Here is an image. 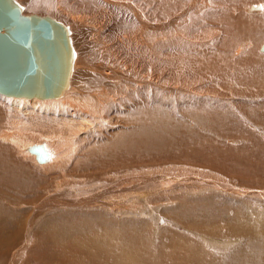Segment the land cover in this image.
I'll list each match as a JSON object with an SVG mask.
<instances>
[{
	"label": "rangeland",
	"instance_id": "obj_1",
	"mask_svg": "<svg viewBox=\"0 0 264 264\" xmlns=\"http://www.w3.org/2000/svg\"><path fill=\"white\" fill-rule=\"evenodd\" d=\"M19 1L23 3L25 12H38L43 14L46 12L63 22H65V17L61 14H56L58 4L63 6H59L60 8L71 11L74 14H86L87 18L84 23L91 22L99 25L104 18H108L109 21L104 24L105 26L103 25L104 31L99 30L98 32L100 43L109 49L107 51V49L101 48V51L105 55L104 62L99 60L100 57L98 55L100 56V53L94 51L88 54V56L84 55V58L88 59L85 64H88V67L96 64L109 66L108 63H111L115 56H123L121 53H118L119 41L117 39L123 33L127 32L126 30L128 29L124 28V26L127 27L126 24L128 22H124L122 28L119 25V21V24L115 25L117 11L114 10V12H111L108 7L109 3L106 0H66L64 4H60L58 0ZM178 1L180 7L174 13L167 16L166 19L154 18L153 20H146L147 23L152 20L150 22L151 24L148 23V31L150 30L149 32L153 35L152 38L155 35L157 38L158 36L160 38L163 34L165 36L166 34L167 36L168 34L170 35L168 38L166 36L168 41L166 40L161 45H156L160 48L156 49L155 52L160 49L162 50V55L171 56V58L179 55L184 56V60H181L183 63L180 62V59L178 62L175 61L176 64L178 63L177 65L172 62L168 63L169 67L157 64L156 68L158 69L154 72L155 76L153 77L165 82L164 86L166 87L148 86L151 88V92L149 88H147L149 90L147 91L143 89L145 86H140L142 88L138 90L137 96L131 94L125 98L128 101L125 102V107L114 104L112 112L110 111L109 115L107 114L108 117L102 120L103 122L99 120L100 127L95 125L94 122L97 123L98 120L96 119L97 117H94V122L91 125L92 130L90 129L86 134H80L78 143L76 141L71 142L77 145L74 144L71 148H67L66 145L62 147L57 146L62 149L61 151H65V153H61V157L67 163H61L62 160L58 159L57 161L59 163L57 165L67 164L65 167L66 180H62L61 170L59 167H56L57 170L54 173V175L58 176L55 185L56 189L51 188L49 190L51 193L47 190L36 199H32L29 196L30 191L40 190L43 183H46L45 180H41L44 174L41 169L34 168L35 173L32 174L25 172L24 168L23 173L20 175L9 176L7 180L4 179L5 181L3 178L0 180V190L3 191H0V212L2 209H7L6 207L2 208L3 205L5 206L6 201H4L3 196L6 193H9L11 203V208L8 207L6 215L2 218L0 217V264H60L58 261V257H60L58 249L60 247L56 244V238L53 235L56 237V233H69L72 225L81 223L74 221L73 216L77 213V218L82 219V214L80 213L89 209L87 206L81 204L82 197L93 199L94 203L92 204L98 205V207H92L91 210H88L90 215H92L91 213H97L96 215L114 223H135L137 221L143 224V221L145 222L147 220L148 223L146 224L151 225L152 223V227H150L153 231L156 228L159 231L175 229L203 244H205L203 237L196 234L193 235V232L188 231L187 227H191L189 229H196V226L203 225L212 229L214 226H228L231 219L226 218V214H221V211L229 209L232 202L243 203L245 201L254 207L256 206V209L264 210V185L258 181L259 179L253 182L256 185L248 182L255 175L264 180V51H261V46L264 41L259 43L258 52L252 49L254 48L255 41L261 38L264 33H257L256 28L259 26L254 24L255 22H247L246 29L243 27L241 32L240 28L233 27V25L229 24L227 26L230 32L229 41L236 40L235 34L240 33L237 36L239 39L238 42L240 44L242 42L241 45H244V49L237 56L235 54L233 55V53L228 56L230 52H225L227 53L225 61H229V63L226 67H223V63L220 64L217 55L213 57L212 53L214 52L212 50L217 45L221 46L223 39L227 38L228 34L225 36L226 34L223 29H219L218 34L213 35V38V31L210 32V29L199 31L195 28L196 25L193 26L191 24L192 20L195 21L197 18L208 13L209 17L204 18L202 24L206 25L214 21L220 28H223L224 25L220 23L221 21L223 22L222 16L219 18L221 21L218 22L215 21V18L218 17L211 14L213 8H218L209 7V9L204 8L200 13L193 12L191 19L188 16L191 15L194 9L186 11L187 19L183 13L185 12L184 10H187L186 8L188 10L191 9L189 3L192 5L194 1L193 6L195 5L194 7H196L202 0ZM212 1L215 0H211V3L215 4ZM219 1L215 2L219 3ZM262 1L252 0L250 3H254L253 5L260 4L263 10L264 2ZM235 2L239 3L241 0H235ZM157 3L159 4L155 0L154 5H151L154 8L156 6L159 7L153 10H156L154 17L158 13L162 14L168 6L167 1L159 6ZM96 4L100 6H96ZM91 7H95L98 10H95V8L92 9ZM180 9L181 11H179ZM41 10L43 11L41 12ZM169 11L166 10V13H169ZM252 12L264 15V10L261 12L255 10ZM89 14L90 16H88ZM184 18L186 22H184ZM164 20H167L165 24L159 26ZM180 22L184 23L181 24ZM152 26L156 27L152 29ZM247 30L248 32L245 35L241 34ZM177 32H182L184 36L187 35L186 38L183 36L185 38V45L176 41V35L181 37ZM161 33L162 35H160ZM172 34L173 36H171ZM198 36L200 37L198 38ZM195 38H198V40ZM170 39L175 41L173 42ZM195 40L197 43H195ZM189 41L190 43H188ZM219 51L221 52L222 50L219 49ZM111 55H113V59ZM231 64L232 66L233 64L235 65L233 67L234 69L231 68ZM172 65L174 67L170 68ZM158 70L159 73H157ZM212 77L214 78L212 79ZM171 87H177V91L172 92L170 89L173 88ZM192 88L196 89L194 94L189 90ZM84 101L87 103L89 101L91 102L90 99H84ZM26 117V115H21L20 112L10 107L0 95V130L6 128L11 130V132L13 131V134H25L24 136L27 137H25V143L26 141L28 142L26 145L30 143L28 146H33L35 144L34 140L36 141L42 133L47 134L55 131L56 133L61 132L64 134L65 132L61 131L62 129H59L60 124L56 123L61 122L60 119L54 122L56 118L54 117L53 120V116L50 117L51 119L43 116L41 118L38 114ZM22 122L28 123L24 126ZM72 123L76 124V122ZM8 143L7 140L0 137L1 145H7ZM50 143L54 147L55 144L58 145L60 142L55 137ZM75 145L78 147L77 151H75L76 148L72 149ZM243 146H249L254 150L253 152H240ZM67 149L71 150L68 152ZM5 152H8L5 148L0 149V159L2 157L4 159L6 158L4 155L6 154L7 156L8 154ZM258 153L262 159L256 156ZM69 154H71L73 159L67 161V155ZM246 154L254 157L256 162L259 160L260 165H262L260 167L255 165L254 161L250 160ZM31 155L33 154L31 153ZM5 161L7 160L5 159L3 161L6 164L7 162ZM35 163L41 165L37 160H35ZM30 167L33 168V166ZM16 169L19 170L17 167ZM145 177L146 179L143 180ZM131 178H134L132 180L133 182L124 183L126 180L130 181L129 179ZM2 180L4 181L3 183ZM121 182L122 184H120ZM60 183L64 184L63 187L66 186V190L63 192L59 190L62 186L58 188V185H61ZM118 183L122 187L120 189L121 191L117 188ZM133 183L138 185L133 187L131 186ZM103 186L106 189L104 188L103 190ZM86 187H89V191ZM91 187L94 190H92L93 192L91 191L92 193L90 192ZM67 188H70V191ZM110 188L112 192H115L112 196L102 195L105 190ZM124 188H129V191L127 189L122 191ZM130 189H134V191ZM58 191L61 192L57 193ZM77 193L79 195H76ZM126 193L127 195L125 196ZM60 196L64 197L58 199L60 200L58 202L56 198ZM177 197H182L186 203H193L194 199H198L199 203L208 199H211V201L209 205L205 206H188L186 208L184 205V208H182L178 203L179 201H177ZM21 198H26L25 201L27 202H24V199ZM168 198L170 199L167 200ZM73 200H77L79 204ZM110 200L113 202L116 200L120 205L125 203L122 207L115 206V208H111L109 207ZM47 202H50L51 205ZM61 202L62 206L60 204ZM64 202H71L72 204L65 205L63 204ZM118 202L117 204H119ZM6 205L8 206V203ZM133 206H136L137 209H134L135 207ZM56 209L60 211L57 212ZM47 210H49V213ZM43 214H47L46 218L44 217L42 220H39L37 217H42ZM152 230H150L149 239L147 238L148 242L152 239ZM106 232L113 234L115 232L116 237H119L121 233L118 232V228L114 232L112 229ZM229 238L227 237L226 239ZM214 245L217 247L209 246L208 248L216 252L217 255H224L230 254L233 250H238L242 243L240 241L235 243L229 241L226 245L223 243L220 244V242Z\"/></svg>",
	"mask_w": 264,
	"mask_h": 264
},
{
	"label": "bare ground",
	"instance_id": "obj_2",
	"mask_svg": "<svg viewBox=\"0 0 264 264\" xmlns=\"http://www.w3.org/2000/svg\"><path fill=\"white\" fill-rule=\"evenodd\" d=\"M65 1L66 0H61V1L58 0V2L60 4H64ZM106 1L109 3L108 7L110 8L111 12H114V10L117 11L116 22L114 23L115 25L119 24V22H120L119 25L122 28L124 25L123 23L126 21L128 22V24H126L127 27L124 26V28L128 29V30H126L127 32L123 33L121 35V37H118V39H117L119 41V44L117 43L118 44V51H119L118 53H121V55H123L122 57L118 56V57H120V58H118L117 56H115L114 60L111 63H108L109 66H106L104 64H102V65L96 64L94 66L88 67V64L87 65L85 64V63H87L86 61L88 59H85L84 55L88 56V54H91L94 51H97L100 53V56L98 55V57H100L99 60L103 61L105 59V55L101 51V48H104V49H107V48H105L104 45L102 43H100L98 32H99V30L104 31L103 30L104 26H105L104 24L107 23L109 20H108V18L103 17L104 20L102 22H100L99 25L98 24L96 25V24L91 23V22L90 23H84L85 19L87 18L86 14H79L78 15L76 13L74 14L71 11H66V10L60 8L63 6H60L57 3L58 5L56 7V14H61L62 16H64L65 17L64 18L65 23L70 26V29H71L70 34H71V38H72V43H73L74 49L76 51V57L74 60V65H73L72 73L70 76L69 86L65 89L64 93L61 96L49 97V98H39V97H35V96L34 97L14 96V95H8V94H4V93L0 92L1 97L6 101V103H8L10 105V107L15 109L16 111L20 112L21 115H26L28 117L31 115L38 114L39 117L41 116V118L43 116V117L49 118V119H51L50 117L53 116V120H54V117L56 118L54 120V122L59 121V119H60L61 122H56V123L60 124L59 129H62L61 131H65L64 134H62L61 132L56 133L55 131H53L52 133H47V134L42 133L41 136L38 135L39 137L36 141L34 140V143L35 144H43L44 148L48 152L47 158L45 160H40L37 157L36 153L31 151V149H30L31 146H28L30 143L28 145H26V143H28V142L26 141V143H25V140L27 138L26 136H24L25 134L24 135L23 134L22 135L21 134H13L12 133L13 131L11 132V130H8L6 128H3L2 130H0V137L4 140H7L9 143H11V144L8 143L7 145H1L0 144V149L5 148L8 151V152H5L8 155L7 156H6V154L4 155L6 157L5 159L7 160L5 162H7V163L5 164L3 162L5 160L3 157H2V159H0V180L2 178H3V180L4 179L7 180V177H9V176L20 175L21 173H23L24 168H25L24 169L25 172H29L32 174L35 173L34 168L41 169L44 172V174L42 175L43 179L41 177V180H45L46 183H43V186L41 187L40 190L30 191L29 196L32 199H36L39 196H41V194H43V192H45L47 190L49 191L51 188H55L56 179L58 177V176L54 175V173L57 170L56 167H59L61 170V175H62L61 177H63L62 180H66L65 167L67 166V164H61V165L59 164V166L57 165L59 163L57 161L58 159L62 160L61 163H67V162H65V160L62 159L63 157H61V153L62 152L65 153V151H61L62 149L60 147H59L60 148L59 149L57 146L62 147L63 145H66L67 148L73 147V145L76 143L73 144L71 142H73V141L77 142L80 134L82 135V134H86L89 132V130L92 127L91 125L94 122L93 121L94 117H97L96 119L98 120L97 123L94 122L95 125L99 126L100 125L99 120L101 122L102 120H105L106 117H108L110 111L112 112V108H113L114 104L115 105H121L122 107H125V102L127 101V100H125V98H127V96H129L131 94H134L135 96H137L138 90L140 88H142L140 86H145L143 89H146L147 91H149L151 89L148 86L166 87V86H164L165 82H163L159 78L153 77V76H155L154 72H156V69H158V68H156L157 64L160 66L166 65V67H169V65H168L169 62L176 64V62H178L179 59H180V62H181V60H184V56H181V55L174 56V58H171V56L162 55V52H161L162 50H160V49L157 52H155L156 49L160 48L159 46L157 47L156 45L157 44L161 45V43L163 41L165 42L167 40L168 36L170 37V35L168 34V36H167V34H166L167 38L164 34L160 38H159V36L157 38L156 35L154 38H152L153 35L149 32L150 30L148 31V29H149L148 23H150L154 18L166 19L167 16L174 13V11L180 7L178 0H176V1H174V0H156L159 2V4L157 3L158 6L164 4L167 1L168 6L166 7V10H170V11H169V13L167 12L168 13L167 14L166 10H165V11H163L162 14L158 13L159 15L157 14L155 17H154V15L156 13L155 12L156 10L155 11H153V10L156 9L157 6L155 8H154V6L153 7L151 6V5H154L155 0H147L148 2L145 0H111V1L106 0ZM172 1H174V2L172 3ZM215 1L218 2L219 0H215ZM215 1H212L213 3H215V4H212L211 0H202V1H200L201 3L199 5L197 4L198 3V1H197L196 7H194L195 5L193 6V3H194V1H193V3L191 2L192 5L189 3V5H190L189 7H191V9L188 10V8H186L187 10H184L185 11L184 13L182 12L183 14H185V16L183 14H181V15L186 17V11H190V10L194 9L192 11L191 15L188 16L191 19L193 12L200 13L203 11L204 8L209 9V7L218 8V9H214V8L212 9L211 8L212 9L211 14L218 17V18H215V21H218V22L221 21V20H219V18H221V16H222L223 22L221 21L220 23L224 25V26L222 25L223 28H220L217 24L214 23V21L212 23H207L206 25L202 24L203 23L202 21L204 20V18H206L207 16L209 17L208 13H206V15H204L200 18H197V19L195 18L196 20L195 21L192 20L191 24L193 26L196 25L195 28H197L199 31H201L203 29H210V32L213 31L212 32L213 38H214L213 35L218 34L219 29H223V31L226 34L225 36H227V34H228V37L223 39L222 45L221 46L217 45L215 47V49L212 50L214 52V53H212L213 57H216V55H217V58H218V61H220V64L223 63V67H226L228 65L229 61L228 62L225 61V59L227 58V53H225V52H227V51L230 52L228 54V56L231 53H233V55L235 54L237 56L244 49V47H243L244 45L243 46L241 45L242 42H241V44L238 42L239 39L237 36L240 33L239 34L234 33L235 37L237 39L229 41L230 32L228 29L229 27L227 28V26H229V24L233 25V27L236 26L237 28H240V32H241L242 31L241 29L243 27H245V29H246L247 22L248 23L255 22L254 24L259 26L258 28H256L257 33H264V27H263L264 26V15H261V13L252 12L255 10L257 12H261L264 9L262 10L260 4H258V5H256V4L253 5L254 3L251 4L250 2H252V0H241V2H239V3H236L235 0H221V1H219V3L215 2ZM111 2H118V3H111ZM262 2H264V0ZM248 3H250L251 5ZM97 4H96V6H100ZM95 7H93V8H95ZM30 8H31V6H30ZM36 8H38V7H36ZM96 8H95V10H98ZM157 8H159V7H157ZM92 9H90V10H92ZM181 9L179 11H181ZM46 10H48V8H46ZM32 11H33V9H32ZM42 11L43 10H41V12ZM44 13L46 14V12H44ZM258 14H260V15H258ZM88 16H90V14ZM178 17L180 18V16H178ZM188 17H186V18L188 19ZM149 19H152V20L147 23L146 20H149ZM166 21L167 20H164L163 22L160 21L162 23L159 26L164 25ZM160 22H158V23H160ZM184 22H186V19ZM184 22H182V23H184ZM97 23H98V21H97ZM176 23H178V22L176 21ZM220 23H218V24L221 25ZM199 24H201V25L199 26ZM152 27L151 28L154 29L156 26L155 27L152 26ZM250 29H252V28H250ZM90 31H92V32H90ZM139 31H141V32H139ZM166 31H168V30H166ZM247 32H248V30L245 32H242L241 34L245 35ZM177 33H179L181 37H178L175 34L176 35V37H175L176 41L180 44L185 45L184 39L187 37V35L184 36V34L182 32H177ZM160 35H162V33ZM207 35H206V37H207ZM171 36H173V34ZM193 36L195 37V35H193ZM232 36H233V34H232ZM199 37L200 36H198V38ZM171 38H173V37H171ZM198 38L197 39L195 38V39L198 40ZM170 40L172 41L173 39H170ZM196 40H195V43H197ZM174 41L175 40H173V42ZM262 41H264V34L261 38H259L255 41V44L253 45L254 48H252V49H255L256 52H258L259 43ZM199 42H201V41H199ZM248 42H250V41H248ZM185 43H186V41H185ZM188 43H190V41ZM188 45H190V44H188ZM246 46H247V44H246ZM106 47H107V45H106ZM218 48L221 49L222 51L220 52ZM108 50L109 49H107V51ZM114 50H116V49H114ZM261 51H264V48H262V46H261ZM110 52H112V51H110ZM244 55H245V53H244ZM112 56L113 55H111V58H112ZM111 58H109V59H111ZM202 59H203V57H202ZM181 63H183V62H181ZM231 66H232V64H231ZM234 66L235 65L233 64V66L231 68L234 69L233 68ZM173 67H174V65L170 66V68H173ZM176 67H179V66H176ZM159 70H161V69H159ZM159 70L157 71V73H159ZM161 72H163V71H161ZM161 72H160V74H161ZM162 75H163V73H162ZM162 77H161V79H162ZM213 78L214 77H212V79ZM178 85H180V84H178ZM182 86H183V84H182ZM147 88H149V90ZM171 88H173V89H170L172 92L175 90L177 91V87H171ZM189 90H190V92H193V94L196 91V89H193V88L189 89ZM113 94H115V95H113ZM117 94H121V95H117ZM166 95H168V94H166ZM84 99L85 100L90 99L91 102L89 101V103H87L86 101H84ZM72 122H76V124H73ZM27 123L28 122H22V124L24 126L27 125ZM173 123H174V121H173ZM91 132L93 133V131H91ZM55 137H56V140H58L60 143H58V145L55 144L56 146L54 145V147H52L53 144L51 145L50 142ZM69 141H70V143H69ZM45 144H47V145L45 146ZM75 146L72 149L76 148L75 151H77L78 147L77 146L75 147ZM57 148H58V150H57ZM70 150L67 149L68 152ZM111 150H112V148H111ZM253 150L254 149L250 148L249 146H243V149H240V152H243V153L244 152L246 153L247 151L253 152ZM31 153L33 155H31ZM72 154H73V152H72ZM246 156H248L250 160H253L255 165H257L258 167H260L262 165V164L260 165L259 160H257L258 162H256V159L252 156H251L252 157L251 158L249 156V154H246ZM256 156L261 158L259 153ZM71 159H73L71 157V154L67 155V161H70ZM35 160H37L38 163L41 165H37V163H35ZM30 166H33V168H31ZM16 167L19 168V170H17ZM133 179L134 178L129 179L130 181L126 180V181H124V183L125 182H133L132 181ZM145 179H146V177L143 180H145ZM257 179H259L258 181L262 185H264L263 178H260L257 175H255L250 180H248V182L253 183ZM3 180H2V183L5 181V180L4 181ZM118 181H119V179H118ZM140 181H141V179H140ZM164 182H166V181H164ZM120 184H122V182ZM120 184L118 183V185H117V188L119 191H121L120 189L122 188V187H120ZM164 184H166V183H164ZM253 184L256 185L255 183H253ZM31 185H32V183H31ZM63 185H64L63 183L61 185H58V188L60 186H62L59 189L62 192L66 190L65 189L66 186L63 187ZM137 185L138 184L133 183V185H131V186L136 187ZM79 186H81V185H79ZM109 186H111V185H109ZM114 186H115V184H114ZM88 188L89 187H86V189H88ZM104 188L105 187L103 186V190H104ZM129 188H124V189H122V191H124L125 189L128 190ZM81 189H83V188H81ZM90 189H91L90 190V192H91L93 189H92V187ZM202 189H203V187H202ZM2 190H3V188H2ZM132 190L134 191V189H132ZM88 191H89V189H88ZM113 191H114V189H113ZM119 191H117V192H119ZM1 192H3V191H1ZM49 192L51 193V191H49ZM60 192L58 191L57 193H60ZM74 192H75V190H74ZM103 193L104 194H102V195L106 194V196L107 195L112 196L115 192H112V189L110 188V189L105 190ZM79 194H80V191H79ZM79 194L77 193L76 195H79ZM88 195H89V193H88ZM126 195H127V193L125 194V196ZM62 197H64V196H60L59 198H56V199L58 200V199H61ZM3 198H4V201H6V202H5V206L3 205L2 208H4V207H6L7 209H8V207L11 208L9 193H6L3 196ZM26 198H28V197H26ZM26 198H21V199H24V202H27V201H25ZM97 198H98V196H97ZM97 198H95V199H97ZM117 198H119V197L117 196ZM21 199H20V202H21ZM114 199H116V198H114ZM169 199L170 198H168L167 200H169ZM191 199H193V198H191ZM27 200H29V199H27ZM122 200H123V198H122ZM1 201H3V200H1ZM47 201H49V200H47ZM73 201L78 203L77 200H73ZM98 201H99V198H98ZM110 201L111 202H110L109 207H111V208H115V206H117V207L121 206L122 207L125 203L124 201H122L124 203H122V205H120V203L116 200H114L115 202H113L112 200H110ZM177 201H179L178 203H179L180 207L184 208V205H185V207L188 208V206L200 207V206L209 205L211 199H208L206 201L204 200L202 203H199L198 199H194L193 203H186V202H184V199L182 197H177ZM58 202H60V200H58ZM117 202L119 204H117ZM135 202H137V201H135ZM7 203H8V206L6 205ZM47 203L50 204V202H47ZM92 203H94L93 199H89V198L87 199L86 197H82L81 198V204L84 206H87V208H89V209H87V211H84L83 213H80V214H82V219L77 218V213H75V212H74L75 215L73 216L74 221H79L81 223L80 224L75 223L74 225H72L71 231L69 233L68 232H63L61 234L56 233V237H55V235H53L54 238H56V240L54 239L56 241V244H58L60 247L58 249V254L60 256V257H58V261L60 264H264V210L256 209V206L254 207L252 204L247 203L245 201L243 203L242 202L241 203L232 202L231 207L229 209H224L223 211H221V214H226V218L231 219V222L228 226H222V227H218V226L215 227L214 226L212 229L207 228L206 226H203V225H200L201 227L196 226L197 227L196 229H189L191 227L185 226L188 228V231L193 232L192 233L193 235L196 234V235L202 236L205 244H203L200 241L193 240L190 238L191 236L189 237V236L185 235V233L182 234V233L176 231L175 229L174 230L173 229H165L163 231H159L156 228V230L153 231L151 228L152 223H151V225L146 224V223H148L147 220H145V222L143 221V224L141 222H137V221L135 223H130L127 221H124L127 223H114V222H110V221L103 219L99 215H96L97 213H95V214L91 213L92 215H90L88 213L89 212L88 210H91L92 207H98V205H93ZM17 204L19 205V203H17ZM22 204H23V201H22ZM60 204L62 206V202ZM63 204L70 205L72 203L71 202H64ZM90 204H92V205L90 206ZM137 205H138V203H137ZM133 207H135L134 209H137L136 206H133ZM7 209L1 210V212H0L1 218L6 215V213L8 212ZM56 210H57V212L60 211L58 209H56ZM47 211L49 213V210H47ZM138 213H140V212H138ZM46 215L47 214H43L42 217L38 216L37 218H39V220H42L44 217L46 218ZM116 228H118V232H121L119 237H116L117 235L114 232V230L116 231ZM110 229L113 230L114 234L110 233V232L109 233L106 232ZM150 230H152L153 233L151 231L152 239L150 242H148L147 238H148V236H150ZM187 233H189V232H187ZM153 236H154V238H153ZM227 237H230V238L226 239ZM229 241H232L233 243L240 241L242 243V245L238 250H233L230 254H224V255H217L216 252H214L208 248L209 246H212L215 248L216 245L213 246V244H216L218 242H220V244L223 243L226 245V243ZM230 246H232V245L230 244Z\"/></svg>",
	"mask_w": 264,
	"mask_h": 264
},
{
	"label": "water",
	"instance_id": "obj_3",
	"mask_svg": "<svg viewBox=\"0 0 264 264\" xmlns=\"http://www.w3.org/2000/svg\"><path fill=\"white\" fill-rule=\"evenodd\" d=\"M70 33V26L51 14L25 12L19 0H0V92L61 96L76 57ZM30 149L40 160L47 158L43 144Z\"/></svg>",
	"mask_w": 264,
	"mask_h": 264
}]
</instances>
